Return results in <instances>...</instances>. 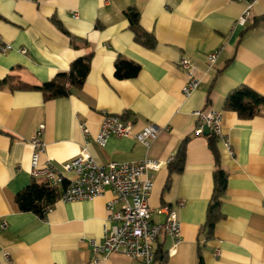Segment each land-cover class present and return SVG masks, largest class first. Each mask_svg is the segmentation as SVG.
<instances>
[{"label":"crops","instance_id":"0c3cea01","mask_svg":"<svg viewBox=\"0 0 264 264\" xmlns=\"http://www.w3.org/2000/svg\"><path fill=\"white\" fill-rule=\"evenodd\" d=\"M247 1L255 3L241 26L236 23L245 1L0 0V35L14 47L0 53V264H93V244L103 241L107 203L113 199L109 189L93 200L64 203L60 187L45 217L20 211L16 197L34 182L30 140L41 125L42 163H67L85 146L103 164L163 163L149 200L152 222L164 223L166 215L158 211L168 207L182 223L178 241L162 233L155 244V253L168 255L167 264H264V116L246 121L224 110L239 86L264 96V0ZM129 9L154 35L155 48L136 42ZM218 50L210 67L208 57ZM87 54L92 59L86 81L67 97L46 100L39 91L13 90L14 81L6 82L13 77L15 83L42 85ZM182 58L191 61L200 80L188 97ZM119 59L138 65V75L119 79ZM197 111L222 114L232 149L217 140L228 182L222 217L210 238L205 226L216 163L209 135L196 134ZM104 113L130 122L134 133L155 125L158 138L146 147L132 137H112L101 147L94 139ZM82 125L89 128L88 143ZM187 139L184 169L174 172L173 159ZM102 264L140 261L111 254Z\"/></svg>","mask_w":264,"mask_h":264},{"label":"built area","instance_id":"2783aa9c","mask_svg":"<svg viewBox=\"0 0 264 264\" xmlns=\"http://www.w3.org/2000/svg\"><path fill=\"white\" fill-rule=\"evenodd\" d=\"M29 1L35 0H16ZM247 2V8L238 19L237 25L245 26L251 14L255 1L233 0ZM75 17L78 14L74 15ZM13 46L0 35V53L6 54L13 50ZM26 53L25 49L20 50ZM221 50L209 55V65L214 66L220 57ZM181 67L185 70L188 82L183 88L186 97L199 89L200 80L194 75V67L190 60L182 58ZM199 123L196 134L204 136V128L210 129L214 135L232 153L231 144L223 132L222 114L216 111L195 113ZM44 125H41L30 144L34 149L32 156V178L36 181L47 182L53 188L63 187L60 200L64 203H74L93 200L105 195L107 189L113 194V199L107 203V220L103 231L102 243H94L93 264H102L111 254H120L131 259H137L140 264H155V244L162 233H167L175 241L181 238L182 223L177 212L164 207L158 213L165 214L164 223H153V210L149 205L155 185V174L160 171L163 163L145 160L140 163H99L87 146L81 149L80 154L67 163L54 164L51 159L41 162L40 155L46 149L42 139ZM86 143L89 142L90 131L82 125ZM159 128L147 125L141 131L134 133L133 125L121 117L104 113L100 123L99 133L95 142L105 147L108 140L115 138H134L138 143L149 147L158 138ZM51 207L45 211V216ZM6 223L2 224V228ZM219 251L216 252V257Z\"/></svg>","mask_w":264,"mask_h":264},{"label":"trees","instance_id":"16d2710c","mask_svg":"<svg viewBox=\"0 0 264 264\" xmlns=\"http://www.w3.org/2000/svg\"><path fill=\"white\" fill-rule=\"evenodd\" d=\"M130 27L135 34V40L139 44L153 49L156 47V39L153 34L144 31L139 24V13L135 9H129L126 12ZM264 20V17H263ZM60 28H62L60 26ZM63 30V28H62ZM68 34V33H67ZM72 44H75L72 38ZM76 47V46H75ZM92 54L76 59L68 72L58 74L53 80L39 86H32L26 83H15V79L9 78L12 83V89L36 90L41 92L46 100L67 97L73 89L83 87L86 78L91 69ZM116 76L119 79L135 78L140 67L130 61L119 59L115 65ZM224 110L237 113L242 120H252L258 116H264V96L247 86H239L229 93L226 98ZM209 147L214 155L216 170L214 172V193L209 204L207 213V222L205 229L207 237L213 234L217 222L221 219L220 212L222 198L225 195L228 182V174L221 167L220 154L217 149V138L209 135ZM188 139L183 141L177 155L171 165L172 171L180 173L183 171L186 160ZM57 189L51 187L47 182H34L17 194L16 202L21 212H31L45 217V211L59 197ZM168 255L156 251L155 264H167Z\"/></svg>","mask_w":264,"mask_h":264},{"label":"water","instance_id":"95a60500","mask_svg":"<svg viewBox=\"0 0 264 264\" xmlns=\"http://www.w3.org/2000/svg\"><path fill=\"white\" fill-rule=\"evenodd\" d=\"M205 135H210V129L208 127L204 128Z\"/></svg>","mask_w":264,"mask_h":264}]
</instances>
